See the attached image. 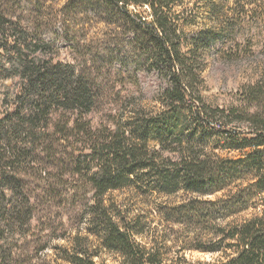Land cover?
<instances>
[{
  "label": "trees",
  "instance_id": "16d2710c",
  "mask_svg": "<svg viewBox=\"0 0 264 264\" xmlns=\"http://www.w3.org/2000/svg\"><path fill=\"white\" fill-rule=\"evenodd\" d=\"M60 1L0 0V264H24L8 252L9 223L32 218L35 176L86 226L60 236L69 246L54 249L66 264H209L189 262L191 251L218 255L210 264H264V72L243 88V105L213 109L198 85L204 56L220 52L228 29L188 37L195 23L175 11L177 0ZM99 26L106 31L91 40H108L106 50L91 64L69 56L68 40H90L88 28ZM102 59L106 88L96 83ZM144 69L159 78L156 107L137 97ZM123 83L132 88L115 99L128 108L98 125L86 118ZM40 160L45 170L31 168ZM125 190L185 193L155 212L172 231L201 225V245L169 235L147 243L142 216L118 218L108 203Z\"/></svg>",
  "mask_w": 264,
  "mask_h": 264
},
{
  "label": "rangeland",
  "instance_id": "374dc122",
  "mask_svg": "<svg viewBox=\"0 0 264 264\" xmlns=\"http://www.w3.org/2000/svg\"><path fill=\"white\" fill-rule=\"evenodd\" d=\"M62 2L63 0L60 4ZM175 4V11H182L186 16L188 15L190 21H194L191 22L192 24L195 23L188 28V37L199 30L217 33L216 30L220 27L228 29L227 40L220 41V52L204 56V71L198 89L205 104L213 109L230 111L240 107L244 104L243 88L257 81L264 72V0H177ZM73 28L76 31L80 30L75 26ZM105 31L103 26L88 28L90 40H68L71 46L69 56L84 59L91 64V55L98 53L97 51L106 50L108 40H98ZM94 37L98 39L91 40ZM47 54H52V51ZM65 54L62 52V55ZM105 65L102 59L95 66L100 77L96 83L100 88L107 87L106 80L109 72ZM141 76L142 91L137 97L141 96L147 100L146 107H156L152 99L155 95L154 87L159 83V78L148 69H144ZM131 85V83L119 84L113 89L114 92L106 89L105 91H109L103 97L98 109L86 118H90L95 125H98L106 121L109 114H119L128 108L129 102H125L124 99L123 103H119L115 97L119 92L124 98L125 89L132 88ZM45 167L42 160L31 163V168L37 171L45 170ZM52 172L54 175H60V170H52ZM27 185L30 196L34 198L32 202L34 211L30 219L25 218L24 221L9 223L11 229L8 227V230L14 231L16 240L11 242L12 247L8 252L14 254L13 256L17 255L24 264H66L61 260L65 258V253L62 251L64 249H54L69 246V242L61 240L60 236L73 238L86 226L70 205L61 206L54 195L42 192L43 181L39 180L38 176L33 177ZM186 197L185 193H179L174 197L154 195L147 198L136 196L135 193L125 190L112 192L106 198L114 207L118 218L142 216L150 225L147 228V243L156 237L169 235L172 236L173 241L176 238L180 246L191 242L201 245V225L176 226L172 231L171 227L169 229L161 222L158 213L155 212L160 204H173ZM199 208L201 209V204ZM83 232L86 234L87 231ZM45 246L49 247L48 251H43ZM98 252H101V261L113 262L114 259L111 256L104 254L102 250ZM186 258L191 263L208 262L210 264L214 263L219 256L191 251L186 253ZM96 261L101 262L98 259Z\"/></svg>",
  "mask_w": 264,
  "mask_h": 264
}]
</instances>
